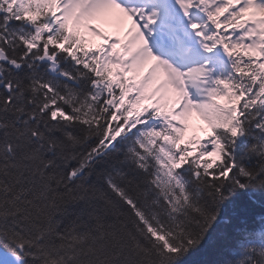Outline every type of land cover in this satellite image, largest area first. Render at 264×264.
I'll list each match as a JSON object with an SVG mask.
<instances>
[{
    "label": "snow or ice",
    "instance_id": "6c2138e0",
    "mask_svg": "<svg viewBox=\"0 0 264 264\" xmlns=\"http://www.w3.org/2000/svg\"><path fill=\"white\" fill-rule=\"evenodd\" d=\"M0 264H264V0H0Z\"/></svg>",
    "mask_w": 264,
    "mask_h": 264
},
{
    "label": "trees",
    "instance_id": "16d2710c",
    "mask_svg": "<svg viewBox=\"0 0 264 264\" xmlns=\"http://www.w3.org/2000/svg\"><path fill=\"white\" fill-rule=\"evenodd\" d=\"M190 259L193 261H203L212 259V256L207 250L202 249L200 252L194 253Z\"/></svg>",
    "mask_w": 264,
    "mask_h": 264
},
{
    "label": "rangeland",
    "instance_id": "374dc122",
    "mask_svg": "<svg viewBox=\"0 0 264 264\" xmlns=\"http://www.w3.org/2000/svg\"><path fill=\"white\" fill-rule=\"evenodd\" d=\"M197 122H200L202 125H206L205 122L199 116H197L196 114H193L189 120L190 128H189L187 135L191 133V130L194 128Z\"/></svg>",
    "mask_w": 264,
    "mask_h": 264
}]
</instances>
